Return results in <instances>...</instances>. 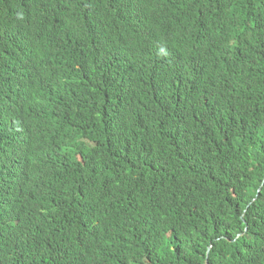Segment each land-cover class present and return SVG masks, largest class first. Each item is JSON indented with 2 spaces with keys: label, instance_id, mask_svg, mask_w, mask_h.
Returning <instances> with one entry per match:
<instances>
[{
  "label": "trees",
  "instance_id": "16d2710c",
  "mask_svg": "<svg viewBox=\"0 0 264 264\" xmlns=\"http://www.w3.org/2000/svg\"><path fill=\"white\" fill-rule=\"evenodd\" d=\"M258 11L264 23V0H0V264H264V44L240 39ZM21 24L51 51L15 62ZM182 147L199 170L179 178Z\"/></svg>",
  "mask_w": 264,
  "mask_h": 264
},
{
  "label": "clouds",
  "instance_id": "9594fccd",
  "mask_svg": "<svg viewBox=\"0 0 264 264\" xmlns=\"http://www.w3.org/2000/svg\"><path fill=\"white\" fill-rule=\"evenodd\" d=\"M259 11L255 15L253 14L251 15V18L246 25L242 22L245 27V30L240 37L241 40L245 35H247L249 29H251L252 31L258 33V43L257 44L259 45L264 44V23H261L257 20V18L259 17L258 14L260 13ZM230 17L237 18L242 21V15L240 13L239 14L231 13ZM20 27L28 28L31 31V39H30V43L18 42L16 53L12 55V58L15 62L22 61L23 63H26L30 61L32 58L44 56L51 51L52 45L47 38L46 30H44V28H42L41 25H39L38 27H30L28 25L21 24ZM257 50H259L258 47H257ZM17 55L19 58H15ZM31 70L34 73L36 72L38 74L43 73L44 71L43 69H39V68H35ZM46 74L48 73L46 72ZM26 81H27L26 77L23 73L22 74H12L9 76V80L7 81V83L10 86H13V85H18V84H23ZM52 93H53L54 101L57 103V99L59 95V88H58L57 83H55L52 86ZM83 94L84 93L80 92L74 95L71 98L70 102H76L80 100ZM55 110H56V107L49 109L47 112H50L51 114L55 116ZM18 113L22 115L19 111ZM26 117L34 118L33 115L28 113V111L26 112ZM26 117L23 116L22 122L29 123L30 125L36 128H39V124L41 123V120L34 118L33 120L29 121ZM74 119L75 118L69 119L66 121V123ZM56 126H57V123L55 124V127L50 129V133L43 132L40 129H36L34 131V139L28 141L26 146L20 151L17 158L15 159L16 160L15 166L18 170L21 167L25 166V164L28 161L26 160L25 164H22V158L24 154H27L34 149L40 148L42 145H50L55 141L54 137L56 135V132H55ZM178 146H181V145H178ZM182 153L186 156V159L180 156V154ZM180 154L171 152L169 155L172 161L176 159V157L180 156V159L174 164L175 170L177 171V173H179V178L183 174H188L189 172H197L199 170V167L194 165L192 160L189 158L188 153L185 150V147H182V149L180 150ZM58 165L59 164L54 161H42L41 157L37 159L36 164H35L36 167H41L44 169H52ZM36 194L37 196L43 195L41 192H37ZM65 200H66V196L65 194H63L62 202H65ZM9 212H10V216L12 217V219H14L16 222H19L21 216L19 214L14 213V211H9ZM208 251H209V248H208Z\"/></svg>",
  "mask_w": 264,
  "mask_h": 264
},
{
  "label": "rangeland",
  "instance_id": "374dc122",
  "mask_svg": "<svg viewBox=\"0 0 264 264\" xmlns=\"http://www.w3.org/2000/svg\"><path fill=\"white\" fill-rule=\"evenodd\" d=\"M133 260H135L136 262H139V263H142V262H143V260L140 259V258H135V259H133Z\"/></svg>",
  "mask_w": 264,
  "mask_h": 264
}]
</instances>
